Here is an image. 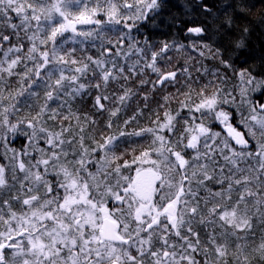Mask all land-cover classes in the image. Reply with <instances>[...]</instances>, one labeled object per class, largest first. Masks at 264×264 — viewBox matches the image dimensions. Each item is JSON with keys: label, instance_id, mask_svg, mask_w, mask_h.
<instances>
[{"label": "snow or ice", "instance_id": "1", "mask_svg": "<svg viewBox=\"0 0 264 264\" xmlns=\"http://www.w3.org/2000/svg\"><path fill=\"white\" fill-rule=\"evenodd\" d=\"M255 7L0 0V264H264Z\"/></svg>", "mask_w": 264, "mask_h": 264}, {"label": "trees", "instance_id": "2", "mask_svg": "<svg viewBox=\"0 0 264 264\" xmlns=\"http://www.w3.org/2000/svg\"><path fill=\"white\" fill-rule=\"evenodd\" d=\"M244 2L252 4V5H258V7L253 8V11L250 15L244 16L241 13L236 14L237 23L243 27L245 25L250 27V40H249V48L251 51V55H249L248 52L243 53L241 61H237V65L239 66L240 63H242L244 58L251 59L252 56H257L262 53H264V21L260 20V16L264 15V2L262 0H244ZM163 37H157V39H160ZM179 41L184 42L185 44L188 43V40L184 38L183 36H180ZM172 55L179 59L182 55L181 53H172ZM234 83V81H233ZM170 91H174V89H169ZM158 99V97H157ZM77 107L80 108L81 112H89L90 111V102H85L81 105H78ZM137 107V103L134 101L128 111L124 114L125 117L130 116L133 114ZM156 103L155 101L152 102L151 108L155 109ZM175 107V105H173ZM149 113L148 110H145V115L143 117H139L140 125H144L148 123V117ZM103 123V120H101V124ZM24 143L23 138H18L15 141V144L13 145L16 148H20Z\"/></svg>", "mask_w": 264, "mask_h": 264}]
</instances>
